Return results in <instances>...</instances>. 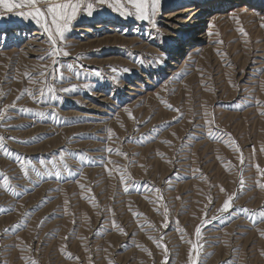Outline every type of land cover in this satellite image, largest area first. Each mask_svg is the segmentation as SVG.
I'll use <instances>...</instances> for the list:
<instances>
[{
  "label": "rangeland",
  "instance_id": "obj_1",
  "mask_svg": "<svg viewBox=\"0 0 264 264\" xmlns=\"http://www.w3.org/2000/svg\"><path fill=\"white\" fill-rule=\"evenodd\" d=\"M193 1L161 0L157 31L92 0L46 83L30 82L53 70L42 24L0 20V264H187L197 226L198 264H264V0ZM186 7L205 38L177 52L163 17Z\"/></svg>",
  "mask_w": 264,
  "mask_h": 264
},
{
  "label": "snow or ice",
  "instance_id": "obj_2",
  "mask_svg": "<svg viewBox=\"0 0 264 264\" xmlns=\"http://www.w3.org/2000/svg\"><path fill=\"white\" fill-rule=\"evenodd\" d=\"M99 4H104L106 0H96ZM43 3L44 7H41L40 5ZM161 0H116L115 3H109L108 6L110 8H113L114 11H117L121 16H134L135 19L141 20V21H147L153 28H156L157 31L159 29L157 28L156 24V16L160 7ZM130 6V7H129ZM27 8L28 11H15V9H24ZM86 8L87 9V15L91 16L94 9V3L92 0H89L87 3H82V0H0V20L3 19L5 14H15L16 16L23 17L24 19L31 18L32 20H35L37 24H42L44 31L48 33L49 35V42L51 47V50L49 52V57L52 59V65L53 70L51 72L47 71V66H43L45 70H42L39 72V76L43 77V81H35L31 80L32 83H46L47 77L52 76L53 79H56L59 77L60 79H63V72L61 71L60 66L58 65L57 60L55 57H58L60 55L63 56H69L70 53L67 50H64L63 48L56 47L58 45V42H63L66 40V32L69 30L70 22L76 18L78 9ZM50 17V20H49ZM5 31V28L0 26V34H3ZM240 31L243 33V29L241 28ZM246 35V33H244ZM222 43V41H220ZM162 63L161 61H158ZM70 69L72 68V65L68 66ZM117 69L113 68V72H116ZM125 72L129 71V69H124ZM27 75V74H26ZM99 75V73H97ZM75 85L71 87V89H62L64 92H68L70 90L75 89ZM28 92V90H25ZM40 96L43 97L44 90L43 88L38 89ZM56 90L54 87H49V93H54ZM28 95L33 96L35 98V94L32 92H28ZM21 97L18 96L16 99L19 100ZM53 98L55 96L53 95ZM8 108L15 107V104L7 106ZM169 108L172 106L169 105ZM30 111V110H29ZM177 111H179L177 109ZM264 114V113H262ZM40 115H43V113H40ZM5 118V111L0 110V121H3ZM111 132V130H109ZM209 135H211V132H209ZM3 137H0V150H4L5 154L7 153V150L5 149V145L3 144ZM14 139V138H13ZM107 151L111 152L112 149L109 148ZM126 155V154H125ZM19 159V157H18ZM64 160V157L61 156V161ZM240 162L243 164V156H240ZM41 164L44 163V161H40ZM20 167L23 172V175L27 177L29 175L27 168L25 167V164L23 161L20 162ZM257 168L259 169V165H257ZM0 175H3V173H0ZM37 175H39V172H37ZM57 176L60 175L59 172L56 173ZM4 183L9 188L11 187L8 182L9 178L5 175L3 176ZM123 179V177L121 178ZM240 186L241 188L244 187V179L241 176L240 179ZM261 188H264V184L259 185ZM125 191H128V188L125 187ZM159 192V189L156 190ZM221 191H225L223 188H221ZM16 195H19V193H15ZM236 193L232 194H226V199L223 203V205L217 210L220 215H223L224 213H228L230 209L234 206V199L236 197ZM162 199V197H160ZM68 201H65V204H67ZM242 211H248L247 209H242ZM26 216L28 213L25 214ZM139 215V214H137ZM165 215H167V209L165 208ZM205 215H207L205 213ZM219 216H212L211 219H219ZM210 222L208 219H205L202 221V223H208ZM113 224L115 225V222L113 221ZM164 227H167V224L165 223L163 225ZM7 231V229L5 230ZM121 232L123 230L121 229ZM126 234V233H125ZM195 236L197 238L196 242H193L191 240L187 241V243L190 244V249L188 253V260L187 264H198V258L200 256V248H202V244L199 243V240L201 238V227L197 226L195 228ZM183 238V237H182ZM152 239V237H150ZM158 246H160L158 244ZM147 251V249H144ZM163 251L165 256H167L168 249L166 246H163ZM195 253V255H193ZM71 256V254H69ZM78 259V257H77ZM31 264H36L35 261H32Z\"/></svg>",
  "mask_w": 264,
  "mask_h": 264
},
{
  "label": "bare ground",
  "instance_id": "obj_3",
  "mask_svg": "<svg viewBox=\"0 0 264 264\" xmlns=\"http://www.w3.org/2000/svg\"><path fill=\"white\" fill-rule=\"evenodd\" d=\"M194 1H193V4L196 3V2H199L200 5L203 4V3H200V0H194ZM227 1H229V0H207V1L204 2V4H207L208 6H215V5H218V4H222L223 2L226 3ZM239 2H240L239 0H237V1L235 0L234 3H233L234 6H236V4H238ZM187 12H190L188 18L186 19V21H182L181 18H183L184 17V14H186ZM201 12H202V9L200 7H195L194 9L193 8H189V7H186V8H184L183 11H181L179 13L165 14V16L163 17V20L165 21V25H163L164 27L166 26V27H168V29H172V31L174 29L175 30H178V32L181 33L180 35H184L182 37H184V39H186L184 41L183 40L182 41L180 40V42L178 43L177 47L175 48V49H177V52L179 51L180 47H182V46H188V45L194 43V40H196V39L197 40H201V39L205 38V35H203L202 33H199L195 38L188 37V36H190L188 34L190 32H192V31H194L195 28L198 29V28L201 27V24L203 23V21L200 20V17H201L200 13ZM95 27H96V29H101V28H104V25L102 26V25L98 24ZM82 31H86L87 32L88 30L83 29ZM33 35H35V34H33ZM105 39H109V38L106 37ZM99 42H101V41L99 40ZM31 52L32 51L30 50V53ZM191 52L194 53L195 51L192 50ZM27 54H29V53H27ZM171 65L174 66V64H172V63H171ZM103 97H104V95H103ZM107 103H108V101H107Z\"/></svg>",
  "mask_w": 264,
  "mask_h": 264
}]
</instances>
